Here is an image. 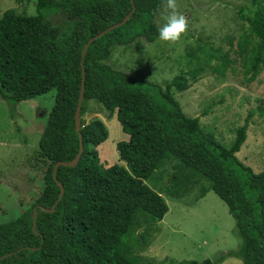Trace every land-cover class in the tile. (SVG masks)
<instances>
[{
  "label": "trees",
  "instance_id": "trees-1",
  "mask_svg": "<svg viewBox=\"0 0 264 264\" xmlns=\"http://www.w3.org/2000/svg\"><path fill=\"white\" fill-rule=\"evenodd\" d=\"M134 9L128 20L89 46L83 61L84 93L80 112L83 151L74 166H59V194L52 176L55 162L69 161L79 149L75 108L81 86V53L87 40ZM35 14H17L9 8L0 15V98L15 116L23 100L55 90L37 143L34 165L45 167L43 187L34 203L8 222L0 223V264H139L131 254L140 239L133 224L142 216L148 228L168 212L161 194L146 180L164 162L171 165L174 186L202 181L199 198L213 191L227 206L234 221L238 248L229 249L220 262L235 257L242 264H264V170L255 172L236 153L246 140L253 111L235 128L225 144L199 117L187 115L173 95L200 78L202 66L180 72L164 86L115 69L106 63L114 46L138 39L153 43L159 36L156 14L162 0H35ZM247 23L237 46L246 80L264 68V0L237 6ZM52 15H61L55 23ZM232 60L218 50L210 68L224 76ZM190 78V79H189ZM88 101L116 115L126 140L116 143L122 163L101 168L98 145L108 137L104 122L86 118ZM261 108V107H260ZM264 113V108L259 114ZM37 208L32 231L33 209ZM215 259H183L178 264H218Z\"/></svg>",
  "mask_w": 264,
  "mask_h": 264
},
{
  "label": "rangeland",
  "instance_id": "rangeland-1",
  "mask_svg": "<svg viewBox=\"0 0 264 264\" xmlns=\"http://www.w3.org/2000/svg\"><path fill=\"white\" fill-rule=\"evenodd\" d=\"M249 1L178 0L179 11L189 19V29L179 42L160 41L159 36L153 43L138 39L132 44L114 46L105 62L162 86L180 72L202 66L205 70L200 78L185 91L173 89L174 97L187 115L198 116L200 123L225 144L234 138L235 128L248 112L253 111L246 140L236 155L260 172L264 170V113L259 114L264 108V68L255 79L247 81L237 46L239 35L247 28L237 6ZM9 8L17 14L36 13L35 0H0V15ZM162 11L163 7L155 17L159 27L163 23ZM51 19L57 24L62 22L61 15H52ZM218 50L229 52L232 60L223 77L210 68L217 62ZM54 94L53 89L20 101L13 118L7 103L0 98V223L19 216L23 207L31 206L42 191L45 167L34 162ZM94 116L104 122L108 131V137L97 147L100 167L122 163L116 143L128 135L115 114L108 116L102 106L88 101L86 118ZM171 171V165L164 162L146 180L161 194L168 212L158 223V231L148 228L143 217L138 216L133 232L140 239L131 254L139 264H178L183 259L204 257L215 259L218 264H242L235 257L219 260L229 249L238 248L234 221L224 202L213 191L199 198L207 183L195 182L196 178L174 186L169 180Z\"/></svg>",
  "mask_w": 264,
  "mask_h": 264
},
{
  "label": "water",
  "instance_id": "water-1",
  "mask_svg": "<svg viewBox=\"0 0 264 264\" xmlns=\"http://www.w3.org/2000/svg\"><path fill=\"white\" fill-rule=\"evenodd\" d=\"M131 3L133 4V0H130ZM134 9V6L132 8V10L130 12H128L125 17L116 23H113L112 25L108 26L106 29L96 33L95 35H93L92 37H90L87 42L84 44L83 49H82V53H81V66H82V79H81V86H80V91H79V95H78V99H77V104H76V108H75V113H74V118H75V129L78 133L79 136V149L76 153V155L70 159L69 161H62L59 160L57 162L54 163L53 167H52V176L53 179L57 182L60 190H59V194L57 196L56 201L53 203V205L50 208H46V207H40V210L43 212H53L55 210V206L58 203V201L60 200L63 191H64V186L58 181L57 177H56V170L59 166H74L76 165V163L78 162L81 153L83 151V139H82V133H81V124H80V112H81V105H82V99H83V93H84V81H85V74H84V69H83V61L88 49V46L97 38L103 36L104 34H106L107 32H109L110 30H112L115 27H119L121 25H123L129 18V16L131 15L132 11ZM38 211L37 208L33 209V224H32V231L34 233H37L36 229H35V224H36V217H37ZM12 252L3 255L2 257H6L11 255ZM0 257V258H2Z\"/></svg>",
  "mask_w": 264,
  "mask_h": 264
},
{
  "label": "clouds",
  "instance_id": "clouds-1",
  "mask_svg": "<svg viewBox=\"0 0 264 264\" xmlns=\"http://www.w3.org/2000/svg\"><path fill=\"white\" fill-rule=\"evenodd\" d=\"M159 40L176 44L189 29V19L179 11L178 0H163Z\"/></svg>",
  "mask_w": 264,
  "mask_h": 264
},
{
  "label": "crops",
  "instance_id": "crops-1",
  "mask_svg": "<svg viewBox=\"0 0 264 264\" xmlns=\"http://www.w3.org/2000/svg\"><path fill=\"white\" fill-rule=\"evenodd\" d=\"M26 141H27V139L25 138V143H26ZM24 145H26V144H24ZM31 178H33V177L30 176L29 179H31ZM24 208L25 207H23L22 211L24 210Z\"/></svg>",
  "mask_w": 264,
  "mask_h": 264
}]
</instances>
